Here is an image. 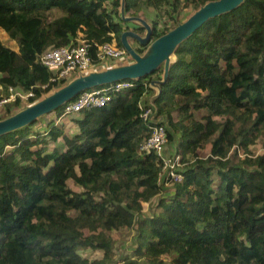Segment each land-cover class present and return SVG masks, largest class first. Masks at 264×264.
<instances>
[{"label": "trees", "instance_id": "1", "mask_svg": "<svg viewBox=\"0 0 264 264\" xmlns=\"http://www.w3.org/2000/svg\"><path fill=\"white\" fill-rule=\"evenodd\" d=\"M208 1L0 0V29L17 44L0 39V86L32 90L30 104L67 82L50 81L37 59L46 49L79 40L121 47L123 31L143 35L121 7L127 16L146 11L154 40ZM174 56L151 101L155 118H166L167 144L178 138L182 180L164 187L161 159L139 151L150 129L138 103L155 95L149 82L161 79L162 66L106 105L68 115L70 134L56 122L64 104L45 131H32L37 119L0 135V264H111L110 232L122 229H135L134 257L124 264H264V152L251 151L264 134V0L209 18ZM5 105L0 119L23 107L20 99ZM48 139L62 147L49 151ZM165 188L159 210L142 216ZM88 249L101 256L80 253Z\"/></svg>", "mask_w": 264, "mask_h": 264}, {"label": "water", "instance_id": "2", "mask_svg": "<svg viewBox=\"0 0 264 264\" xmlns=\"http://www.w3.org/2000/svg\"><path fill=\"white\" fill-rule=\"evenodd\" d=\"M242 2L243 0L208 1L193 11L184 21L179 22L174 28L154 40L151 39L150 24L139 16H126L123 7H121V17L124 21H136L145 28L143 35L132 29H127L120 35L121 46L130 56L132 62L118 65L111 64L103 69L89 70L84 74H78L42 98L0 119V135L32 124L38 118L55 111L85 90L125 79L136 81L162 66L161 79H152L149 82V86L156 89V96L160 92V86L168 77L170 64L175 59L174 50L177 45L189 37L209 18L228 12ZM129 38L137 41L141 46L145 45V51L143 53L137 52L130 43Z\"/></svg>", "mask_w": 264, "mask_h": 264}, {"label": "built area", "instance_id": "3", "mask_svg": "<svg viewBox=\"0 0 264 264\" xmlns=\"http://www.w3.org/2000/svg\"><path fill=\"white\" fill-rule=\"evenodd\" d=\"M126 57L128 54L122 46H117L112 42L97 44L86 40H79L76 44L69 43L62 47H51L37 55L40 63L53 72L51 82L67 81L71 73L84 74L94 67L101 66L104 62L111 65ZM132 85L133 81L123 80L85 90L79 93L73 101L65 103L61 116H68L89 107L104 106L111 100L112 93ZM32 96H34L32 90L22 91L17 87H8L7 93L0 99V104L16 99L28 101ZM147 96L139 101L138 107L139 116L149 127L150 134L140 144L139 151L141 153L154 152L161 159L162 170L159 173V182L164 187H170L182 180L181 156L177 153L166 152V126L160 124V121L155 118V107L151 99L147 101Z\"/></svg>", "mask_w": 264, "mask_h": 264}, {"label": "rangeland", "instance_id": "4", "mask_svg": "<svg viewBox=\"0 0 264 264\" xmlns=\"http://www.w3.org/2000/svg\"><path fill=\"white\" fill-rule=\"evenodd\" d=\"M189 12H191V9H189V8L186 9L184 12H182V14L179 16L180 22H182V21H184L186 19V16H187L186 13H189ZM145 13H146V11L144 13H141L138 16L143 18L144 20H146L150 24V20H151L150 18L151 17L149 15L146 16ZM128 24H129L130 27H132L133 25H140L136 21H129ZM79 37H80V34H79ZM0 39L5 45H7V46H9V47H11L13 49H17L16 42L14 40H12L11 38H9L8 35L2 29H0ZM129 41H130V43L132 44V46L134 48H137V47L142 48L143 47L144 48L143 52L145 51V48H146L145 45L141 46V45H139V43L137 41H134L131 38H129ZM112 43H114V41ZM130 62H132V59L128 55V57H126L125 59L115 61L113 63V65L127 64V63H130ZM105 66H109L108 63L104 62L101 66L94 67L91 70L103 69ZM75 74H79V73L78 72L71 73L68 76L67 82L69 80H71ZM152 90H154V92H156V89L152 88ZM0 93L3 94V90L1 88H0ZM47 94H45V95H47ZM150 99H151V97L147 96V101H149ZM20 103H21V105L23 107L28 105V102L26 100H20ZM5 104H7V103L0 104V117H3L5 115V108H6ZM23 107H21V108H23ZM203 114H205L204 110L196 112L195 116H196V118L199 119ZM71 115L73 116V115H75V113L71 114ZM54 118H56V114L53 113V112H51L49 114H46V115H43L42 117L38 118L37 122L33 126H31L32 131L33 130L34 131H45L47 126L49 125V123L51 121L55 120ZM159 120L162 121L163 124L165 125V121H166L165 117H161V118H159ZM56 122L58 124L61 123L63 125V128L65 129V133L66 134H70V133L73 132V130H72L73 129V124L70 122V116H64V117L62 116L59 119H57ZM177 139L178 138L176 137L174 142L171 143V144L175 145V142H176ZM56 146L57 147H62V140H59L57 142H52L51 140L48 139L47 148H48L49 151L53 147H56ZM174 147L172 145H171V147H169V151L171 153L175 152L174 151V149H175ZM209 149H210V144L206 143L205 148L204 149H200L198 151V155L200 157H202V158L206 157L209 154ZM251 151L254 154H258V153L264 152V134L259 137L258 142L255 145L251 146ZM217 182H218V177L214 176V184H216ZM69 185L72 188L77 189V186H74L71 181H69ZM168 191H170V189H168V188L163 189V192L161 194L153 197L148 203H145L144 204V209L142 211V214H143L142 216H150L153 212L158 211L159 208L157 207V202H158L159 198H161V196H168V195H166V194H168ZM110 234L112 235L113 240H114L113 248H114V252H115V257L112 260L111 264H124L123 261H124L125 256H129L130 258L134 257L135 229H122V230H117V231H111ZM80 253L83 256H86L88 258H98V257L101 256V252L100 251L92 252L89 249L88 250H81Z\"/></svg>", "mask_w": 264, "mask_h": 264}, {"label": "crops", "instance_id": "5", "mask_svg": "<svg viewBox=\"0 0 264 264\" xmlns=\"http://www.w3.org/2000/svg\"><path fill=\"white\" fill-rule=\"evenodd\" d=\"M77 75H78V74H77ZM77 75H74L73 78H74L75 76H77ZM0 88H1V86H0ZM1 89H2V88H1ZM2 90H3V89H2ZM5 92H6V91L3 90V94H2V95H4ZM154 94H156V92H155ZM154 96H155V95H152V96L150 95L151 99H152ZM61 117H62V116H61ZM75 129H76V128H75V126L73 125V129H72V130L75 131ZM171 145H172L173 147L175 146L174 144H166V148H165V150H166L167 153H171V152L169 151V147H171Z\"/></svg>", "mask_w": 264, "mask_h": 264}]
</instances>
